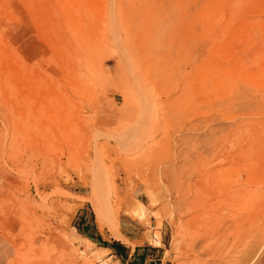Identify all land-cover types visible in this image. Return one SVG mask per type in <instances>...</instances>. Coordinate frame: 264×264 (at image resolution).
<instances>
[{
    "label": "rangeland",
    "instance_id": "374dc122",
    "mask_svg": "<svg viewBox=\"0 0 264 264\" xmlns=\"http://www.w3.org/2000/svg\"><path fill=\"white\" fill-rule=\"evenodd\" d=\"M0 237L264 264V0H0Z\"/></svg>",
    "mask_w": 264,
    "mask_h": 264
},
{
    "label": "crops",
    "instance_id": "0c3cea01",
    "mask_svg": "<svg viewBox=\"0 0 264 264\" xmlns=\"http://www.w3.org/2000/svg\"><path fill=\"white\" fill-rule=\"evenodd\" d=\"M121 234L127 241L136 240V238L130 236L126 230L121 232ZM69 236L82 238V234H80L79 230L75 227L70 230ZM98 247L114 253L123 264H171L167 261H162V256H157V250H152L149 247L139 248L138 244H134L130 247L118 240H106ZM9 254L8 244L0 237V264H6V259Z\"/></svg>",
    "mask_w": 264,
    "mask_h": 264
},
{
    "label": "bare ground",
    "instance_id": "6f19581e",
    "mask_svg": "<svg viewBox=\"0 0 264 264\" xmlns=\"http://www.w3.org/2000/svg\"><path fill=\"white\" fill-rule=\"evenodd\" d=\"M250 204V203H249ZM103 215V214H102ZM102 218V217H101ZM252 219V217H248V220H251ZM235 226H237V225H235ZM261 228H262V226H261ZM213 231V230H212ZM216 232H217V230H216ZM219 232V231H218ZM249 232V231H248ZM115 236V235H114ZM118 236V235H117ZM213 237L215 236V234L214 235H212ZM254 236V235H253ZM249 237V233H248V236H247V238ZM116 238V237H115ZM236 242H239V241H242L243 242V240H246V236L245 235H243V237H241L240 238V235L238 236V237H235V239H234ZM245 242V241H244ZM244 244V243H243ZM225 252V251H224ZM223 262H221V263H218V264H230V263H228L226 260V262L224 261V260H222ZM235 261V260H234Z\"/></svg>",
    "mask_w": 264,
    "mask_h": 264
}]
</instances>
